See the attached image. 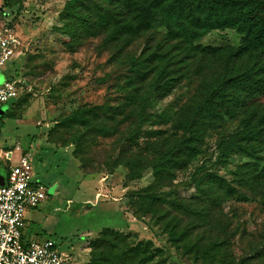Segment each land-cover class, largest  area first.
<instances>
[{
	"label": "rangeland",
	"instance_id": "rangeland-1",
	"mask_svg": "<svg viewBox=\"0 0 264 264\" xmlns=\"http://www.w3.org/2000/svg\"><path fill=\"white\" fill-rule=\"evenodd\" d=\"M69 1L0 2V23L16 42L12 62L6 63L3 70L6 77L11 74L17 82L15 98L0 107V113L9 109L13 114L0 123V146L12 149L11 162L17 159L19 150L28 154L34 179L48 192L31 210L26 227L37 237L55 241L69 254L71 264L87 260L88 242L103 227L130 231L134 240H152L162 248L164 264H217L183 254L168 240L162 224L155 223L150 215L140 220L134 217L125 195L151 185L153 176L147 173L124 186L127 168L115 165L111 171L108 169L118 153H130L125 138L135 122L132 125L129 119L120 123L123 115L103 111L101 118L89 113L83 124L75 113L93 111L98 106H105L104 110L113 108L122 97L128 60L154 51L151 67L155 70L149 80L160 74V87L150 97L149 115L138 142L152 134L143 131L151 130H160L171 140L181 134L182 121L203 102V82L210 84L226 75L227 69L233 73L231 66L242 70L248 63H264V57L257 56L249 62L246 56L227 59L220 49L236 47L241 39V33L234 28L184 38L174 21L165 23L159 18L142 33L127 36L130 41L124 47L126 35L109 41L108 32L99 23L94 32L79 27L71 36L69 24L77 27V17L68 21L60 15ZM82 2L86 5L83 8L111 6L107 0L75 1ZM3 72L0 82L5 77ZM258 77L263 80L264 73ZM208 107L198 113L203 129L200 151L187 166L172 171L171 195L198 198L203 195L200 188L205 187L211 175L219 176L214 185L219 205L210 213L212 223L199 225L192 240L203 243L210 237L225 238L229 249L220 248L217 257H225L226 253L236 262L244 258L245 264H264L254 256L264 236V177L259 184L255 182L260 172L264 175V136L261 140L240 141L252 155L234 147L223 153L217 148L220 139L245 127L243 119L249 113L264 112V85L256 89L252 80L240 86L229 85L227 94L217 95ZM98 126L109 127L110 134L98 131ZM260 126L264 128V121ZM6 164L0 159L1 172ZM198 203L200 209L203 198ZM128 224L132 229H127Z\"/></svg>",
	"mask_w": 264,
	"mask_h": 264
},
{
	"label": "trees",
	"instance_id": "trees-1",
	"mask_svg": "<svg viewBox=\"0 0 264 264\" xmlns=\"http://www.w3.org/2000/svg\"><path fill=\"white\" fill-rule=\"evenodd\" d=\"M75 1L67 2L60 13L61 17L69 18L68 21L77 17L79 23L77 27L69 24L71 36L75 35L79 27L86 31L93 29L94 32L99 23L100 28L108 32L109 41L118 39L120 35H126L122 44L124 47L128 45L129 37L142 33L159 18L160 21L165 20V23L174 21L178 26V34L183 35L184 38H198L213 29L234 28L241 33V39L236 47L220 49L227 59L246 56V61L249 62L254 57H264V0H107L111 6L95 4V8H83L86 6L83 2L78 4ZM124 1L126 2L123 3ZM132 4L135 6L133 10ZM113 7L121 10H114ZM95 12L98 13L95 15ZM152 58H155L154 51L143 52L140 57L134 56L128 60L123 74L127 81L122 86L121 99L112 106L113 108L104 110L105 106H98L93 111H76L75 116L85 124L89 113L94 112L101 118L100 114L104 111L109 115H123L120 123L129 119L132 125L135 122L134 127L127 129L125 138L130 153L126 155L124 150L118 153L117 157L111 160L108 171H111L115 165L125 166L127 172L124 186L127 185L126 182L141 178L147 173L153 176L154 181L151 185L132 190L125 195L136 219L140 220L148 214L155 223H161L168 240L183 254L200 257L206 263L216 261L217 264H245L244 258L236 262L231 256L229 259L226 253L225 257H217L220 248L229 249L225 238L211 240L210 237L209 241L203 243L191 238L193 231L199 225L212 223L210 213L219 205V196L214 185L220 177L212 174L209 178L210 182L200 188L203 195L193 199L172 196L173 190L170 186L173 181L172 171L187 166L200 151L203 129L198 121V113L209 109V103L217 95L227 94L229 85L240 86L252 80V85L256 89L262 88L264 79L261 80L258 76L264 73V63H248L242 70L231 66L233 73L229 74L231 69H227L226 75L222 74L219 79L211 80L210 84L203 82V90L206 87L202 91L204 100L182 121V132L178 137L170 140L162 135L163 132L160 130L143 131L152 134L144 137L139 143L142 126L149 115L150 97L160 87L157 82L160 74L149 80L150 73L155 70L151 67ZM166 73L168 72L163 71V74ZM8 77L13 79L11 74ZM12 116V112L5 109L0 113V123L4 117ZM263 121L264 112L259 115L255 112L249 113L243 119L245 127L220 139L217 148L223 153L227 148L234 147L252 155L249 147L241 144L240 141L261 140L264 136V128L260 123ZM98 131L105 135L111 132L106 126H98ZM78 141L81 144L80 140ZM133 145L135 148L132 150ZM77 149L82 150V147L78 146ZM262 177L264 175L260 172L255 182L259 184ZM202 198L203 204L199 209L198 201ZM186 218L188 221L184 222ZM87 246L90 248L89 256L82 264H164L165 262L162 248L154 245L152 240H134L130 231L123 232L118 228L103 227L94 238L89 240ZM254 256L257 261H264V236Z\"/></svg>",
	"mask_w": 264,
	"mask_h": 264
},
{
	"label": "built area",
	"instance_id": "built-area-1",
	"mask_svg": "<svg viewBox=\"0 0 264 264\" xmlns=\"http://www.w3.org/2000/svg\"><path fill=\"white\" fill-rule=\"evenodd\" d=\"M15 48L14 36L0 23V72L13 59ZM16 83L10 77L0 82V107L15 98ZM11 155L12 149L0 146V159L7 161L0 171V264H71L69 254L49 237L25 235V211L37 207L48 192L33 177L31 157L19 150L11 162Z\"/></svg>",
	"mask_w": 264,
	"mask_h": 264
},
{
	"label": "crops",
	"instance_id": "crops-1",
	"mask_svg": "<svg viewBox=\"0 0 264 264\" xmlns=\"http://www.w3.org/2000/svg\"><path fill=\"white\" fill-rule=\"evenodd\" d=\"M4 70H2L1 71V73L3 72ZM4 73V75H5V77H6V74H5V71L3 72ZM4 77V78H5ZM6 149V148H5ZM87 180V179H86ZM35 208V207H34ZM33 208H29V209H27L26 211H25V222L27 221V219L30 217L29 215H30V213H31V210H32ZM131 221H132V218H131ZM26 226H27V222H26ZM25 226V235L26 236H31V233H30V231L28 230V228ZM127 229H132L131 228V226L128 224V227H127ZM88 259V258H87Z\"/></svg>",
	"mask_w": 264,
	"mask_h": 264
}]
</instances>
